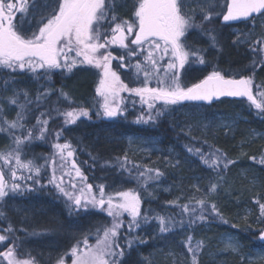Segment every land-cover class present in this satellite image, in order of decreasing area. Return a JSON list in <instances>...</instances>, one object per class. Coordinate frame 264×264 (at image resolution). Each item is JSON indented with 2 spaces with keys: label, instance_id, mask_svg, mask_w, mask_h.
I'll list each match as a JSON object with an SVG mask.
<instances>
[{
  "label": "snow or ice",
  "instance_id": "obj_1",
  "mask_svg": "<svg viewBox=\"0 0 264 264\" xmlns=\"http://www.w3.org/2000/svg\"><path fill=\"white\" fill-rule=\"evenodd\" d=\"M191 3L192 0H136L133 19L130 21L118 19L116 0H49L44 5L46 11L40 13L39 20L32 26L29 17L35 18L36 0H0V70L9 73L8 78L0 82V91L7 92L11 89L12 92L10 96H0V100L17 109L15 118L9 120L4 112V104L0 103V133L11 139L8 150L0 151V202L10 193L32 191L26 183L22 188L19 181L31 180L34 184H39L41 171L51 160L47 158L45 165L37 164L35 159L24 156V149L34 140H44L50 134V113L41 112L31 126L26 121L34 111L31 106L39 108L42 99L50 96L52 90L45 88L32 99L27 89L16 88V78L11 73L28 72L35 80L43 78L50 81L55 71H60L61 74L71 73L78 64L92 65L101 72L96 92L103 98V104L100 105L103 111L97 114L109 118L122 115L125 109L121 107L124 101L120 93L128 92L139 97L142 105H147L146 117H137V123L154 121L170 105L184 101L211 102L222 96L246 98L250 107L264 113V90L256 86L257 91L254 93L252 76L227 78L221 71L214 69L203 80L190 87L182 86L179 77V70L184 68L190 57L194 63H206L202 55L205 49L194 47L186 39L191 29L199 30L200 35L209 38L212 47H217L213 30L205 29L203 25L211 22L214 16H222L223 22L248 18H253L254 21L257 16H264V0H227L221 11H217L215 0H195L199 12L191 7ZM30 9L33 11L30 12ZM197 15L200 16L199 23L196 22ZM25 24L30 26L25 28ZM250 43V51L257 57L251 65L254 72L256 66L264 65V37ZM111 46H118L125 52L119 57L113 56L108 50ZM102 49L105 51L102 52ZM141 54L143 62L138 60L132 67L137 79L143 76V86L129 88L113 70L112 61L119 60L118 66L124 67L126 56ZM165 57L168 58L166 62ZM153 79L156 86L150 87ZM59 96L65 102L71 103L68 93L63 90H60ZM157 102H162L160 108L156 107ZM54 111L64 118L65 125L75 124L80 117L89 116L88 109L83 107H69L64 110L57 108ZM62 131L51 135L59 141ZM53 147L59 156L62 174L57 177L56 162L51 160L54 167L48 184L53 185L65 198L69 215L93 208L104 211L111 217L110 225L95 229L94 243L90 244L88 237L84 236L82 240L71 245V264H120L126 249H132L134 244L146 243L138 236H132V233L151 221L156 222L159 233L166 234L177 228H191L198 221L206 222L210 217L222 219L216 204L206 203L204 199H198L192 205H180L181 219L177 220L174 216L150 217L147 213H142L140 194L134 190L106 194L103 184L97 185L94 192L92 184L78 189L72 180H69V188H66L64 177L71 176V172L64 171L65 167L70 166L75 177L81 181H86L87 177L72 159L75 149L70 142H57ZM187 151L191 153L193 149L188 147ZM195 154L209 168L219 169L221 172L234 163L219 149L209 152L207 156L200 149H196ZM117 161L121 168L125 167V163L119 158ZM124 161H127V157ZM259 162L264 164V157ZM18 172L21 174L18 175ZM25 172L28 175H23ZM162 176L159 169L145 167L143 170L137 169L135 179L146 190L150 183L159 181ZM220 178L223 176L220 175ZM217 188V183L209 182L210 194L216 193ZM256 203L259 206V218L264 219V203L259 200ZM125 214L130 217L128 221L123 219ZM185 214L186 220L183 218ZM0 219H8L3 211H0ZM121 229L126 231L122 233ZM14 231L11 223L0 230V243L7 242L6 250L0 251V257L6 264H39L36 257L20 251V245L15 240H10V234ZM121 238L124 239L125 247L120 246ZM260 241L264 243V230L260 233ZM181 243L191 255L190 264H199V254L206 247L205 242L196 240L193 243V237L188 235ZM224 244L225 248L222 250L239 253L241 245L237 238L229 236ZM65 255L59 256L56 264H65Z\"/></svg>",
  "mask_w": 264,
  "mask_h": 264
},
{
  "label": "trees",
  "instance_id": "obj_2",
  "mask_svg": "<svg viewBox=\"0 0 264 264\" xmlns=\"http://www.w3.org/2000/svg\"><path fill=\"white\" fill-rule=\"evenodd\" d=\"M117 9L118 6L116 5ZM221 10L222 8L218 6L217 11ZM215 17L217 19V16ZM241 48L245 50L240 48L237 50L239 57L225 59L229 65V67H224L226 69L221 68V72L225 76L242 77L246 72L253 71L252 67L248 69L245 67L250 54L249 56L241 55L249 51L247 49L249 46ZM101 51L105 50L102 49ZM134 61L136 62L137 59L132 60V62ZM80 65L78 64L71 73H52L53 89L51 95L42 99L39 108H35V105L31 106L34 111L26 121L29 126L39 116L38 113L45 112V110L53 113L55 112L54 109H64L67 105L77 106L73 100L80 101L77 102L79 105L86 100L90 91V78L85 74V67ZM130 69L132 68L120 71V74L125 84L129 88H134L140 85L141 79L133 78L134 74ZM259 70L263 72L264 65H259ZM237 73L239 75L235 76ZM75 74H77L76 78L70 80L67 78L66 80V75ZM11 75L16 78V88L27 89L32 99H35L39 92L47 88L48 82L45 79L35 80L32 78V74L28 77H26L25 72L11 73ZM8 76V72L0 70V82ZM205 76L207 74L203 69L199 72L193 71L190 76L188 75L189 86L197 83ZM60 90L68 93L71 103L67 104L58 97ZM11 94V89L7 92L0 91V96H10ZM122 98L124 101L122 106L131 109L124 111L120 118L104 121L102 126L87 127L81 125V122L75 126H66L63 117L55 116L57 118L51 119L48 124L50 134L42 143L38 141L31 145L30 155L36 157L35 162L40 165H45L47 158L55 160L56 175L59 177L62 174L59 168L60 159L53 144L70 142L75 149L72 159L87 177L86 184H92L95 188L97 185L103 184L108 194L112 192L110 191L113 190L112 188L118 187H128L139 192L142 201L141 211L150 217L169 215L179 220L181 219L180 205H192L198 199H204L206 203H215L222 219L210 217L206 222L198 221L191 228H177L166 234H161L158 231L154 242L161 244L163 243L161 240L169 239L173 245L181 244L188 235L193 237V243L196 240H203L206 247L199 254V264H203L205 252L217 242L218 238L227 232H234L242 246L241 253L243 255L229 253L226 258L227 263L224 264H264V259L249 262L245 258V253L253 248H264V243L259 238L261 230L264 229V219L259 218V206L256 203L257 200L264 203V164L259 162L264 157V135H262L264 134V113L250 107L247 101L225 99L207 105L192 103L172 105L168 113H164L154 121L137 123L135 115L146 114L147 106L143 105L141 108L138 104L140 98L137 96L127 95ZM2 101L0 100V103ZM156 107L160 108L161 103H157ZM12 109L14 112L17 111L15 107ZM186 111H190L188 116L184 114ZM216 115L230 119V124L227 126L215 125L214 117ZM61 130H63L62 135L57 141L51 133ZM128 135L140 140H155L158 150L148 153L135 152L125 138ZM3 136L5 134L0 133V146L3 143L4 138H1ZM6 138L11 141L8 136ZM188 147H191L193 152H188ZM196 149H200L206 156L209 152L219 149L226 153L228 159L234 163L222 172L219 169L213 170L203 163L199 155L195 154ZM125 157H127V161H124ZM253 157L255 159H252ZM117 158L125 163L124 168L119 166ZM51 160L41 171L39 184H34L31 180L19 181L22 188L26 183L33 190L15 193L16 200L23 201L30 196L37 199L42 193H47L56 199L62 207H66L65 198L55 190L53 185L48 184L54 167ZM145 167L159 169L163 176L157 183L167 185L169 189L159 190L155 196H144L141 193L143 189L135 177L137 176V169L143 170ZM64 171L74 172L70 166L65 167ZM218 172L223 176L222 179ZM20 174L18 172V175ZM23 175L26 176L28 173H23ZM64 179L71 180L68 176H65ZM210 181L218 184L216 193L210 194L208 192ZM195 182H198V190L193 187ZM65 185L66 183H64ZM91 217L93 220L92 240L94 241L95 229L108 223L110 225L109 219L111 217L108 218L107 215L99 213L93 208ZM39 218L41 217L39 216ZM183 218L186 220L187 214ZM123 219L128 221L129 217L124 215ZM151 223L156 222L151 221ZM59 226H56L55 229H58V233H63ZM137 230L143 231L146 243L140 246L134 244L132 249H126L123 264H140L135 246H138L141 251L148 247L151 249L153 246L151 243L152 229L144 225ZM125 231L126 229H121L122 233ZM120 246L125 247L123 238L120 240Z\"/></svg>",
  "mask_w": 264,
  "mask_h": 264
},
{
  "label": "rangeland",
  "instance_id": "obj_3",
  "mask_svg": "<svg viewBox=\"0 0 264 264\" xmlns=\"http://www.w3.org/2000/svg\"><path fill=\"white\" fill-rule=\"evenodd\" d=\"M48 2H49V0H36V6L37 7H36V10H34V17L35 18L33 19L31 16L29 17L32 26H34L36 21L39 20L40 13L46 11L44 8V5ZM122 2H123V0H116V5L121 6L123 4ZM135 2H136V0H128V5L134 4ZM215 3L220 8H223V6H225V0H215ZM191 7L196 8L195 0H192ZM127 8L128 7H126V9ZM32 11L33 10L30 9V12H32ZM196 11L199 12V9L196 8ZM131 15L133 16V13H131ZM214 18H215V16L213 17V20L211 22L205 23L203 25V27L205 29L213 30V34L215 35L216 41H217V47H212L209 38L207 36L200 35L199 30H197L195 28L191 29L186 35L187 41L190 44H192L194 47L205 49V51L202 52V55L204 56L206 63L205 64L194 63L192 58L190 57L189 62L185 64L184 68L179 70L180 83L182 86L189 87L190 81L188 80V75L190 76V74L193 71L199 72V71H201V69H203L205 71V73L207 75H209L214 69L218 70V71H221V68L226 69L224 67H229V65L227 64L225 59L226 58L227 59H235V57L239 55V51H237V50H240V49L245 50L244 48H241V47H245V46L248 47L249 46L250 58L248 60L247 65L245 66L246 69L251 67L252 61L255 59V57L253 56V54L250 51V47H251L250 42L253 40L259 39L261 37H264V16H259V17L255 18L254 21L252 20L248 25H246L242 28H236V29L229 30L228 34L231 36L230 41L232 42V45H234L236 48H232L231 45L229 44L228 39L225 37H222L220 32H219V29H216L217 27H214L215 24L218 25L217 21L214 20ZM119 19H127V20L131 21L133 19V17H119ZM196 22L197 23L200 22V16L199 15L196 16ZM27 25H28V27L30 26L29 24H26V26ZM33 30H34V27H33ZM220 31H221V29H220ZM241 41H243V42H241ZM130 47H134V46L130 45ZM124 52H125V50L122 49L120 56ZM241 55L245 56V55H247V53L246 54L243 53ZM133 59H137V61L139 60V61L143 62V55L141 54V55L134 56V57H127L126 56L124 61H123L124 67L118 66L120 63L119 60H118V64H116L115 66L119 70V72L129 70V68L131 67L132 69H130V70L134 74V76L133 75L132 76H133V78H136L135 69L132 66L135 65L137 63V61L132 62ZM167 59L168 58L165 57V62L167 61ZM131 63H133V64H131ZM80 66L87 67V64H81ZM88 66H90V65H88ZM75 68H73V69H75ZM259 71L260 70H259V65H258V66H256V69L254 72L253 71L246 72L244 75V76H252L253 77V79H254V89H253L254 93H256V91H257L256 86H259L260 90H264V71L263 72L262 71L259 72ZM55 72H60V71H55ZM97 73H99V77L97 79V83H98L99 79L101 78V72L99 69H98ZM221 73L224 75L223 72H221ZM234 73H236V72H234ZM28 74L31 75V73H28ZM85 74H86V72H85ZM161 74H163V73H161ZM118 75L121 76V74H119V73H118ZM238 75L239 74L237 73L235 76H238ZM121 78L122 77H120V79ZM140 79L142 82L143 81L142 75L139 77V80ZM47 82H48L47 88H50L52 90L53 89V87H52L53 86V78L51 77V80L47 81ZM141 86H143L142 83H140V85L137 87H141ZM149 86L150 87L156 86V82L154 79L152 80V82ZM127 95L135 97V94H130L128 92L120 93L121 97H124ZM58 97H60V96H58ZM54 100H57V99H54ZM73 102L77 106L67 105L66 108H64V109H67L69 107H74V108L83 107V108H85V106H88L89 110L94 111L92 114H89V118H94L93 120H97L99 118L106 117V116L97 114V111H100V112L103 111L102 107H100V105L103 104V98L100 97L98 93H97V96L94 97V99L87 100V101L84 100V101H82V103L80 105L77 103L80 101L73 100ZM2 103L4 104V112H5V115L7 116V118L8 119L11 118L10 120L14 119L16 111L14 112L12 107H10L4 101H2ZM66 103L69 104L68 102H66ZM157 103H162V102H157ZM94 104L96 107L94 106ZM138 104L141 108H143V105L141 104L140 99L138 100ZM122 105H121V107L124 108L125 111L131 109V108H128V107H125ZM89 106H93V108L90 109ZM144 106H147V105H144ZM171 106L172 105L168 106L164 110V113H166V112L168 113V111L172 108ZM54 107L56 108V106H54ZM64 109H61V110H64ZM45 113L51 114L50 115L51 118L49 119V121L53 118H57L55 116H60L56 113V111L52 113L50 111L47 112L45 110ZM146 114H144L145 117H146ZM184 114L188 116L190 114V111H186ZM141 115H143V114H137V115H135V117H139ZM84 117L85 116H82L80 118H84ZM120 117H121V115L117 116V118H120ZM44 118H48V117H44ZM214 119H215V125H217V126H227L231 122L230 119H227L225 116H221V115L220 116L216 115L214 117ZM79 120H77V121H79ZM35 122H36V119L33 123L35 124ZM33 123H32V125H33ZM76 124H77V122L75 124H67L66 126H75ZM81 125H83V124H81ZM262 135H264V134H262ZM6 136L7 135L5 134V136L1 137L4 139H3L2 145L0 146V151H7L8 145L11 144V141L7 140ZM125 138L127 139L128 143H130V145L132 146V148L134 149L135 152L148 153V152L158 150V147L156 145L155 140H150V141L144 140V139L140 140V139H137L136 137L129 136V135L126 136ZM38 141H40L41 143L43 142V140L37 139V140H34L30 145L25 147L24 156H26V158L36 159V157H33L32 155H30L29 150L31 151V149H30L31 145L36 144V142H38ZM5 170L7 171L6 168H5ZM25 174H27V173L25 172ZM74 177H75V173L72 172L70 179L72 180V182L76 183L78 189L80 187H83L86 185L85 181H81L79 178H76V177L74 178ZM65 187L69 188L68 182L66 183ZM193 187L196 190H198L199 189L198 182H195L193 184ZM112 189L113 190H110V191H112L111 193H115L117 191L133 190V189H129L128 187H123V188L118 187V188H112ZM168 189H169V187L167 185H162V184H159L156 182V183H150L149 187L146 190L143 189L141 191V193L144 194V196H155L159 190L165 191ZM106 190L107 189L105 188V193L108 194ZM93 191L94 192L96 191L95 187H93ZM13 195L14 194L10 193V196H13ZM8 200L13 202V204L9 205L10 208H13V207L16 208L18 206V205H16V203H17L16 200H14L12 198H8ZM93 210H96V211L98 210L99 213H103L104 215H107L106 212L101 211L99 209H93ZM125 215H127V214H125ZM108 218H110V217H108ZM110 219H109V222L111 221ZM129 219H130V217H129ZM107 225H109V223ZM147 226H149L152 229L153 236H152V240H151L152 242L151 243L153 244V246L151 249H149V247H148L147 249H145L143 251L139 250L138 246L137 247L135 246V248L137 249L136 250V254L138 256L137 259L140 261V264H190L191 255L187 252L186 248L184 247V245L182 243L173 245V244H171L172 241L169 239L161 240L163 242L161 244L156 243V242H154V238L158 234V228H157L156 223L150 222L148 225H146V227ZM142 227H144V225ZM68 233H70V232H68ZM93 236L95 238V234H93ZM132 236H138L140 239L145 241V239L143 237V231L142 230L138 231L136 229L132 233ZM229 236L237 238V236L234 232H227L225 234H222L218 238L217 242L214 243V245L212 247H210L208 249V251L205 252L206 256H204L205 262L203 264H224V263H227L226 258H227V255H229V253L237 254V255H239V254L243 255V253H241L242 252V246L240 247L239 253H233L230 250H222L225 248L224 241ZM94 242H95V240L94 241L92 240V241H90V244L94 243ZM143 244H145V243H143ZM143 244H138V245L140 246ZM66 251H68V252H66ZM65 253L70 254V247L67 250L62 249V251L59 253L46 255L45 257H43L41 259L42 264H56V259L61 255H65ZM66 256H68V255H65V264H71L72 257L66 258ZM245 258L249 262H254V261L256 262V261L263 260L264 259V248H259V247L253 248L251 251L245 253ZM0 264H6V261H4L2 257H0ZM120 264H123V258L121 259Z\"/></svg>",
  "mask_w": 264,
  "mask_h": 264
},
{
  "label": "flooded vegetation",
  "instance_id": "obj_4",
  "mask_svg": "<svg viewBox=\"0 0 264 264\" xmlns=\"http://www.w3.org/2000/svg\"><path fill=\"white\" fill-rule=\"evenodd\" d=\"M122 3L123 4L118 6V9L116 10L117 17H133L131 13H133L135 3L128 5V0H123ZM126 7L128 8L126 9ZM215 18L214 20L217 21L218 25L215 24L214 27L219 29L222 37L228 39L232 48L236 47L232 45V42L230 41L231 36L228 34L229 30L242 28L252 21L251 19L247 22L225 25L221 24V16H217V19ZM17 19H19V16H17ZM25 28H28V25L26 26L25 24ZM247 49L249 50V48ZM108 50L112 52L113 56L119 57L122 49L118 46H111ZM248 52L246 53L249 56ZM116 64H118V60H113L112 68L117 72V74H120L119 70L115 66ZM90 66H84L86 75L90 78V91L86 97V101L92 100L95 96H97L96 88L98 86L97 79L99 77V73H97V68L93 67L92 65ZM25 74L26 77L29 76L28 72ZM76 76L77 74L70 76L66 75V80L67 78H69V80L74 79ZM89 107L90 109L93 108V106ZM85 108L88 109L89 114L94 112L89 110L88 106H85ZM98 112L100 111H97V113ZM116 118L102 117L97 120H93L94 118L85 116L84 118H80L77 123L81 122L87 127L92 125L102 126L104 121H107L108 119L113 120ZM68 177L70 179V176ZM64 181L65 183L69 182L68 179H64ZM15 197L16 196L14 195H9L4 199L3 202H0V211H3L8 218L7 221L0 219V230L5 229L8 223H11L15 231L13 234H10V240H15V242L20 245V251L30 253L32 256L36 257V259L39 261V264H42L41 259L46 255L59 253L62 251V249L67 250L77 240H82L84 236L88 237L89 243L92 241V208H89L86 212L81 211L79 213H72L69 215L67 206L62 207L61 204L56 201V199H53L47 193H42V195L38 196L37 199L30 196L23 201H18ZM8 198L16 200V205L18 206L16 208H10L9 205L13 204V202L9 201ZM39 216L41 218H39ZM58 225H60V229L62 228L63 231L61 232L63 233H58V229H55V227ZM5 243H0V251L6 250ZM8 246H11V244ZM66 258H71L70 254L66 256Z\"/></svg>",
  "mask_w": 264,
  "mask_h": 264
},
{
  "label": "water",
  "instance_id": "obj_5",
  "mask_svg": "<svg viewBox=\"0 0 264 264\" xmlns=\"http://www.w3.org/2000/svg\"><path fill=\"white\" fill-rule=\"evenodd\" d=\"M250 18H248L247 20H249ZM247 20H241V21H232V22H223L222 21V17H221V24H225V25H230V24H237L239 22H244V21H247ZM229 78V77H227ZM204 79V78H203ZM202 79V80H203ZM236 79H239V78H236ZM201 81V80H200ZM200 81H198L197 83H199ZM222 99H229V100H246V98H243V97H227V96H222V97H219V98H216V99H213L211 102H208V101H184V102H181V103H193V104H211V103H214V102H217V101H220ZM247 101V100H246Z\"/></svg>",
  "mask_w": 264,
  "mask_h": 264
}]
</instances>
